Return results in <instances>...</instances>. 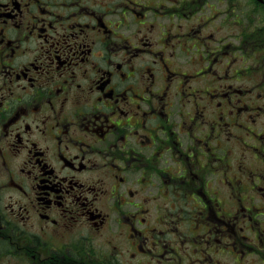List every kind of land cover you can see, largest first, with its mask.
<instances>
[{"label": "flooded vegetation", "instance_id": "af4514ba", "mask_svg": "<svg viewBox=\"0 0 264 264\" xmlns=\"http://www.w3.org/2000/svg\"><path fill=\"white\" fill-rule=\"evenodd\" d=\"M0 264H264V0H0Z\"/></svg>", "mask_w": 264, "mask_h": 264}]
</instances>
